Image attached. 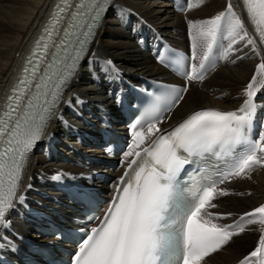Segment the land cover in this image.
Listing matches in <instances>:
<instances>
[{
  "label": "snow or ice",
  "instance_id": "1",
  "mask_svg": "<svg viewBox=\"0 0 264 264\" xmlns=\"http://www.w3.org/2000/svg\"><path fill=\"white\" fill-rule=\"evenodd\" d=\"M108 3L109 0H91L86 12L73 13V20L85 17L81 32L83 37L92 34V27L100 19L101 13L105 11L104 6ZM243 3L247 6L252 23L257 26L261 40L264 41V29L261 28V25H264V0H243ZM77 7L85 9L86 6L80 3ZM60 11L63 12L64 9L61 8ZM54 23H58V20ZM202 23L208 25V29L201 34L208 37L210 42L207 44V51L199 59L200 70L205 68V61L209 59V53L212 52L218 35L223 38L225 27L228 37L231 38L229 50L239 41H246L247 45L256 43L249 37L244 22L233 10L231 0H228L225 11ZM74 27L76 25L70 24L69 28L65 29V35L68 37L74 35L71 30ZM47 35L51 38L52 33L48 32ZM86 42V39L78 37L70 49L69 41H60L57 47L61 51L55 54L60 59L54 58L49 64L41 77V82L35 85V94L24 102L23 110L22 98L32 81L22 78L19 85L25 87L19 88L18 94L14 89L13 95L8 97L10 103L0 116V140L5 144L0 150L2 227L9 226L6 214L13 206L22 161L41 139L47 123L54 117L55 110L62 100L63 90L69 87L71 80L75 78L78 61L82 59ZM43 47L46 52L48 45L44 44ZM195 47L196 45H193V49ZM196 59L193 51L192 60ZM107 63L111 64V61ZM58 64H62L63 67H57ZM53 68L56 70L49 75L48 71ZM29 71L30 69L25 67L24 72ZM38 71L39 65H34L31 69L33 79ZM258 75L264 76V62L256 66L255 74L245 88L247 98L239 109L194 111L173 131L161 135L154 141L152 147L143 149L146 158H142L139 164L137 159L129 163L128 169L134 174L130 175L129 171H125L120 179V186L116 189V195L100 220L99 226L91 228L90 233L85 232L86 238L82 240L79 250L73 257L74 264H201L205 257L226 245L233 235L239 234L230 229L239 228V232L244 231V227L239 223L221 226L213 223L211 218L205 219L201 215L206 207H216L211 201L217 194H229L226 190L217 189V184L223 183L227 177L214 181L206 179L200 181V186L191 191L190 198L182 195L177 177L184 166L192 162L193 156H203L205 153L220 159L230 158L225 161L233 165L227 176L239 177L253 165L264 167V133L256 139H250L248 135L256 108L254 98L257 92L254 90V84ZM185 76L189 80L203 79L196 64L190 65V71H186ZM180 99L183 97H179L175 103H179ZM159 131L155 124H151L147 129V135L152 136ZM137 136L139 143L136 144V148H139L146 137L144 132H138ZM238 146L243 147L245 154L241 156L237 153L233 156ZM126 155L133 153L129 152ZM135 157L141 158V151H136ZM133 165H137V168L133 169ZM5 177L7 188L4 187ZM20 201H23V197H20ZM257 214L264 223V204L254 208L252 212L244 213L240 220ZM208 216L211 217L212 214L208 213ZM247 223L252 221L248 220ZM3 246L0 243V247ZM251 258H257L256 264H264V234L260 235L258 246L244 257L240 264H251Z\"/></svg>",
  "mask_w": 264,
  "mask_h": 264
},
{
  "label": "bare ground",
  "instance_id": "2",
  "mask_svg": "<svg viewBox=\"0 0 264 264\" xmlns=\"http://www.w3.org/2000/svg\"><path fill=\"white\" fill-rule=\"evenodd\" d=\"M56 1L0 0V116L10 91L24 69L35 40L54 11ZM231 2L233 10L244 22L249 37L256 43L247 45L246 41H239L234 44L233 58H238V61L215 70L198 87L188 90L161 127L170 126L202 107L235 108L246 97V85L255 74L256 66L264 62V47L257 26L249 18L243 0H231ZM227 3L228 0H191L188 10L184 14H177L172 11L169 3L161 0H111L87 46L86 55L79 63L75 78L63 91L62 100L55 110L54 117L49 120L41 139L22 163L13 206L6 214L7 221L11 224L14 221L21 227L22 223L14 218L20 208L17 199L29 195L56 169L63 166L61 159L56 161L53 158L52 160L46 158L44 147L56 140H59L60 144L66 141L62 135L68 124L69 105L103 97L102 93L94 90L96 89L93 88L94 84L89 81L92 71L97 66L108 65L107 62L111 61L127 71L165 74L121 28L122 22L127 19L145 20L166 34H171L173 26L177 28L188 26L193 36V45H196V55L200 57L209 40L201 34L208 29V25L202 22L225 11ZM263 87L264 76L258 75L254 90L258 92ZM225 190L229 194L219 199L215 203V208L222 214L231 213L227 220L229 221L264 202V169L226 186ZM261 226L259 223L246 229L203 264L235 263L256 245ZM0 238H6L3 229L0 230Z\"/></svg>",
  "mask_w": 264,
  "mask_h": 264
}]
</instances>
